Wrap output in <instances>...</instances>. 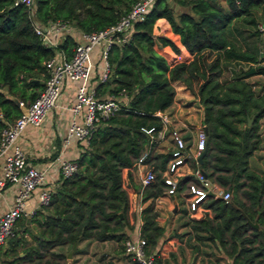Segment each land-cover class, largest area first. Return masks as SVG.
I'll use <instances>...</instances> for the list:
<instances>
[{"label":"trees","instance_id":"16d2710c","mask_svg":"<svg viewBox=\"0 0 264 264\" xmlns=\"http://www.w3.org/2000/svg\"><path fill=\"white\" fill-rule=\"evenodd\" d=\"M13 1L0 0V129L41 89L44 60L56 49L69 57L75 43L64 32L55 45L45 44L33 30L34 22L44 25L59 19L79 31L100 29L114 23L135 0H32L30 7ZM262 1L153 0L143 18L132 23L128 40L110 45L108 75L95 86L96 91L100 89L98 94L106 90L116 96L124 94V99L94 127L87 142L79 145L72 158L75 168L59 176L48 201L33 211L30 219L37 225L35 233L26 239L23 231L27 228L21 219L23 231L6 238L0 246L1 260L7 264H66V252L55 246L84 238H113L120 243L133 225L127 214L134 217L139 202L143 205L137 213L138 231L148 249L159 253L173 245L172 236L161 239L164 223L159 221L164 217L155 201L165 195L159 175L169 158V145L152 136L161 126L153 112L173 101L177 82L200 105L205 149L198 165L206 176L231 190L227 201L208 197L193 211L183 206L176 193L181 201L179 213L187 216L184 222L195 240L212 241L231 264H264V225L256 227L260 221L264 224L256 212L264 207L257 204L264 199V170L255 171L248 159L260 141L264 82L255 89L246 79L248 73L264 74V55L227 36L231 21L250 14ZM179 53L184 56L173 60ZM229 61L248 65L221 78L222 63ZM148 127L152 129L146 132ZM144 150L141 161L155 178L139 193L131 170ZM165 196L172 206L174 200ZM192 245L198 248L197 243ZM127 264L136 263L129 258Z\"/></svg>","mask_w":264,"mask_h":264},{"label":"built area","instance_id":"2783aa9c","mask_svg":"<svg viewBox=\"0 0 264 264\" xmlns=\"http://www.w3.org/2000/svg\"><path fill=\"white\" fill-rule=\"evenodd\" d=\"M152 1L135 0L114 23L100 29L79 31L78 39L72 46L69 57H65L61 52H54L52 56L45 59L41 89L29 103L22 107L18 115L0 129V157L2 158L0 191L5 183L11 182L17 185L11 205L0 214V246L15 232L13 226L15 220L33 213V210L23 207L24 200L43 178V170L28 162L17 137L26 125H38L42 121L46 110L56 104L64 79H69L76 80L78 83L70 106L75 116L67 122L66 136L74 137L82 145L87 142L94 127L112 114L118 107L119 101L125 97L124 94L116 96L112 93L99 95L89 84L92 69L90 49L94 45L99 46L98 58L102 61L100 80H103L109 71L107 53L110 45L128 40L132 23L143 18ZM13 2L30 7L32 0H14ZM66 28V22L59 19L48 21L44 25L33 23L35 33L48 45H55ZM257 28L259 31H264V23L258 24ZM259 54L264 55V47L259 50ZM153 113L158 116L161 124L152 136L153 140L168 142L167 145H169L167 147L169 158L159 175L162 184L161 192L172 197L174 203H176L175 195L179 193L182 204L188 211L197 209L208 197H218L227 201L230 197L229 189L206 176L198 165L197 157L205 149V127L200 119L192 125L191 133L184 136V133L169 124L170 116L164 109L155 110ZM151 129L152 127H148L144 130L149 132ZM145 154L146 151H142L135 164L139 193L155 178L153 170L141 161ZM56 162L61 176L69 175L75 168L73 159L57 156ZM182 176H186V179L182 180ZM178 185L180 189L177 188ZM49 193L50 190L47 189L39 192V205L48 201ZM122 247L125 254L136 264H158L155 249H148L145 238L139 234L138 229L134 235H128L122 240ZM0 264L7 263L0 261Z\"/></svg>","mask_w":264,"mask_h":264},{"label":"crops","instance_id":"0c3cea01","mask_svg":"<svg viewBox=\"0 0 264 264\" xmlns=\"http://www.w3.org/2000/svg\"><path fill=\"white\" fill-rule=\"evenodd\" d=\"M65 32L71 34L75 41L78 39L79 30L75 27L67 24ZM55 52L62 53L59 49H56ZM89 57L92 62V69L88 82L95 89L96 84L101 81L100 72L102 68V61L98 58V45H94L90 49ZM77 83L78 81L76 80L64 79L56 104L46 110L42 121L38 125H26L17 137V141L24 151L28 162L43 170V178L37 185H35L30 195L24 200L23 207L27 210L31 209L34 211L37 209L40 206L38 203L39 192L43 189L52 190L57 183L60 173L58 171L56 157L60 156L72 159L79 151V145L81 143L74 137L66 136L67 122L70 118L75 116L70 110V106L73 103L74 90ZM98 90L100 89H97V91L95 89L97 94L99 92ZM104 94H107L106 90L99 93V95ZM183 96H190V93L182 87L181 84L176 83L174 99L164 110L169 116L172 114L174 115L173 120L171 119L169 123L170 125L176 124L177 129L180 132L189 134L192 131V125L195 121L190 122V131H185L183 118L189 121L188 116L190 112H188V107L190 106V103L185 107V104L183 103L188 102L189 100L184 101L186 99L183 100ZM177 98H180L183 101L176 102L175 99ZM178 103L182 105L180 106ZM175 104H177V106ZM258 126L260 141L258 147L253 150L248 159L250 166L255 171L259 172L264 170V114L259 118ZM65 137L66 139H64ZM1 161L2 158L0 157V164ZM16 188L17 185L15 183L8 182L4 184L0 191V214L6 207L11 205ZM161 198L167 200L169 203V207L168 205L166 206V208L168 207L169 209L168 213L162 215L164 220L159 221L160 223H164V235L161 239L167 235L172 236L171 242L173 245L171 247H165L163 251L159 253L156 252L159 256L157 259L158 264H231L229 256L210 240H203L202 243H198V250L196 247H190V243L195 242L192 234L193 231L191 227L184 222L187 216L180 215L179 213L180 205L176 196L175 198L173 197L176 203L173 202L174 204H172V206H170V201L167 196L164 195ZM243 201L247 202V200ZM257 204L263 205L264 199H259ZM142 205L143 202H139L137 205L133 217L135 219L136 216V220L134 221H136L137 225H134L133 231L126 229L128 235H134L139 227L137 213ZM156 207L163 210L162 207L164 206L162 203H159L156 204ZM161 212L164 213L165 209ZM256 212H259L260 216L264 219V207L256 209ZM32 214L33 213L18 218L13 224L15 231H23V227L20 225V220L23 219L25 227L27 228L26 231H23V234L29 236V239L30 233H35L37 229L35 221L30 219V217H34ZM127 218L129 219V222L133 223L131 214H127ZM263 225V222L260 221L257 223L256 227L262 228ZM117 244H119V241L113 238L104 240L84 238L76 242L74 248H71V245L69 244L58 245L54 248L64 252L70 250V256H66V264H127L129 256L125 254ZM169 248L173 251L171 256L167 251ZM212 255L214 257H211ZM0 261H2L1 257Z\"/></svg>","mask_w":264,"mask_h":264},{"label":"rangeland","instance_id":"374dc122","mask_svg":"<svg viewBox=\"0 0 264 264\" xmlns=\"http://www.w3.org/2000/svg\"><path fill=\"white\" fill-rule=\"evenodd\" d=\"M222 1L223 0H220L221 3H222ZM173 7H174V10H176V9H178L179 6L176 4H173ZM250 18H252V21H250ZM260 23H264V1H262L260 4H258L256 6H254L252 8V11L250 12V14L232 20L231 23L228 25L227 36L229 38L233 39L234 42L241 47H248V48H252V49L255 48L257 50L262 49L264 47V31L258 30L257 25ZM162 30H163V25L160 24L159 25V31H162ZM166 55L168 58H170V56H171L170 53H166ZM183 56H184L183 53L176 54L174 56L173 60H176L179 57H183ZM263 63H264V61H263ZM247 65H248V63L245 61H241V62L229 61L227 63L223 62L222 63L221 78H223L227 75H230L234 71H237L239 67L242 69H245V68H247ZM246 79H248L249 81H252L253 86L255 87V89H257L259 87V85L262 82H264V74L263 73H261V74L248 73L246 75ZM174 83H175L174 85H176L177 82H174ZM184 99H186V100H184ZM175 100H176V102H181L183 100L184 101L189 100L188 102L183 103V104H185L184 105L185 107L190 103V106L188 107L189 108L188 112H190L189 116H188L189 121H187L183 118V122H184L185 131H187V130L190 131V128H191L190 122H192V121L196 122L200 119L199 118L200 117V105L195 101V99L192 97L191 94H190V96H187V97L183 96V100L180 98H177ZM178 104L180 105V103H178ZM175 105L177 106V104H175ZM173 118H174V115L172 114L170 116V121H171V119L173 120ZM172 126L177 128L176 124H172ZM131 174H132V179L136 182L137 181V169L135 167L131 170ZM230 193H231V190H230ZM176 199H177L179 205L181 206V201H180L179 197L176 196ZM155 201L157 202V204L162 203V205L164 206V207H162V209L163 210L165 209V212L163 213V212H161L163 210H160V208H156L158 213L160 215H166V213H168V211H169L168 201L161 198V197L156 198ZM167 205H168V207L166 208ZM134 220H136V217H135V219L133 218L132 228H129L131 231L134 230L133 229L134 225H137L136 221H134ZM127 234H128V232H127ZM193 236H194V234H193ZM25 238L29 239V236H25ZM193 239H194L195 243H197V244L202 243V241H200V240H195V238H193ZM205 240L208 241L207 239H205ZM121 244H122V241H120V243L117 244V246L120 249H122V251H123V247L121 246ZM190 244H191L190 247H192L193 242H191ZM198 248H197V250H198ZM67 251H70V250H66V252ZM167 251L168 252L172 251V249L169 248V249H167ZM169 255L171 256V254H169ZM0 257H2V256L0 255ZM67 257H69V256H67ZM211 257H214V256L212 255Z\"/></svg>","mask_w":264,"mask_h":264},{"label":"water","instance_id":"95a60500","mask_svg":"<svg viewBox=\"0 0 264 264\" xmlns=\"http://www.w3.org/2000/svg\"><path fill=\"white\" fill-rule=\"evenodd\" d=\"M249 121H250V117L247 118V122H249ZM203 153H204V150L201 151V153L198 155V157H197V160H198V161L201 160ZM74 246H75V243L73 242V243L71 244V248H74ZM66 256H70V251H67V252H66Z\"/></svg>","mask_w":264,"mask_h":264}]
</instances>
